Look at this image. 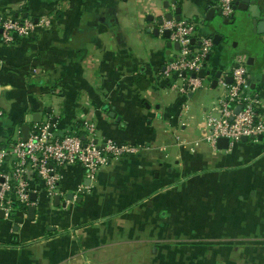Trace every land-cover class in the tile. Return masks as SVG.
Here are the masks:
<instances>
[{
	"label": "crops",
	"instance_id": "0c3cea01",
	"mask_svg": "<svg viewBox=\"0 0 264 264\" xmlns=\"http://www.w3.org/2000/svg\"><path fill=\"white\" fill-rule=\"evenodd\" d=\"M219 10L216 0H0V14L47 21L0 39V148L46 123L54 137L91 124L99 142L136 147L93 180L78 164L59 168L51 197L32 180V221L28 207L0 211V264H264V136L206 142L221 73L251 57L250 83L264 91V48L213 43L194 90L164 73L177 51L159 32L165 17L213 42Z\"/></svg>",
	"mask_w": 264,
	"mask_h": 264
},
{
	"label": "built area",
	"instance_id": "2783aa9c",
	"mask_svg": "<svg viewBox=\"0 0 264 264\" xmlns=\"http://www.w3.org/2000/svg\"><path fill=\"white\" fill-rule=\"evenodd\" d=\"M233 3L234 0H216L225 19L232 17ZM46 24L45 20L35 23L29 18L0 14L1 42L9 45L15 39L28 38L37 26ZM166 30L169 42L176 44L178 49L167 65L165 75H172L181 82L179 89L182 92L198 88L196 76L212 51V38L199 35L194 23L186 21L163 22L159 32ZM218 87L220 93L215 100L214 112L206 119V142L215 148L217 140L225 138L228 147H232L243 137L257 140L264 136V91L251 87L246 59L240 56L234 59V63L221 73ZM2 117L0 109V119ZM49 128V123L42 124L28 135L26 141L16 140L0 148V211L4 217H9L13 206L26 209L34 205L32 180L42 183L43 191L51 197L57 191L59 168L78 164L86 177L93 180L96 173L113 160L136 152L132 145L111 140L99 142L91 124L84 125V136L54 137Z\"/></svg>",
	"mask_w": 264,
	"mask_h": 264
},
{
	"label": "water",
	"instance_id": "95a60500",
	"mask_svg": "<svg viewBox=\"0 0 264 264\" xmlns=\"http://www.w3.org/2000/svg\"><path fill=\"white\" fill-rule=\"evenodd\" d=\"M264 0H234V4H233V15L235 11H242L245 12L247 14V17L251 19V26L254 32L258 33V34H262L264 35ZM165 9L168 7V3L166 2L163 6ZM177 14H179V9H177L176 11ZM209 13L213 14L214 11L210 10ZM217 15L220 17L222 15L221 10H219L217 12ZM233 15L230 19L233 18ZM24 18H26V15L23 16ZM230 19H225L223 20V24H228ZM172 17H165V21H171ZM176 20L179 21V16L176 17ZM160 23H162V21H160ZM213 30H215L217 32V28L215 25L212 26ZM155 34H157V31H154ZM169 36V32L166 30L164 32V37L168 38ZM224 36H222L221 34H214L213 36V43L215 45H218L221 41L223 40ZM191 44H194V41L191 40ZM167 47H170V43L167 44ZM175 48L178 49V46L175 45ZM223 48V47H222ZM208 60V58H207ZM247 64L250 66L253 64V59L251 57L248 58ZM206 72L204 70H201L198 73L199 77H203L204 74ZM194 77V75H193ZM219 77V73H217L215 75V79L212 83V88L216 87V83H217V79ZM230 81V79H228V82ZM251 87L253 88L254 85H251ZM239 108H237L236 112H238ZM32 121L34 123H39V115L35 114L32 117ZM29 133V127L28 126H23L21 128V134H22V141H26L28 138V134ZM248 139L246 137H243L241 139L242 142H246ZM258 141L262 140V136H259L257 138ZM216 146L219 149H227L228 148V140L225 138H220L217 140L216 142ZM72 195H69L68 199H71ZM58 199V198H56ZM31 200L34 201L35 200V195L32 194L31 195ZM35 207L34 206H29L27 208V218L29 220H33L34 219V215H35Z\"/></svg>",
	"mask_w": 264,
	"mask_h": 264
},
{
	"label": "rangeland",
	"instance_id": "374dc122",
	"mask_svg": "<svg viewBox=\"0 0 264 264\" xmlns=\"http://www.w3.org/2000/svg\"><path fill=\"white\" fill-rule=\"evenodd\" d=\"M232 20L229 24H223L220 18L214 21L217 31L224 36L221 45L223 49L229 52L228 54H259L264 46L258 36L253 34L248 19L240 11H235Z\"/></svg>",
	"mask_w": 264,
	"mask_h": 264
},
{
	"label": "flooded vegetation",
	"instance_id": "af4514ba",
	"mask_svg": "<svg viewBox=\"0 0 264 264\" xmlns=\"http://www.w3.org/2000/svg\"><path fill=\"white\" fill-rule=\"evenodd\" d=\"M234 4V3H233Z\"/></svg>",
	"mask_w": 264,
	"mask_h": 264
}]
</instances>
